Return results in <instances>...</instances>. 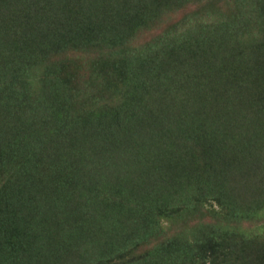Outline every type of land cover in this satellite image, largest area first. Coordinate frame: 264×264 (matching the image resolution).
I'll list each match as a JSON object with an SVG mask.
<instances>
[{
    "label": "trees",
    "instance_id": "16d2710c",
    "mask_svg": "<svg viewBox=\"0 0 264 264\" xmlns=\"http://www.w3.org/2000/svg\"><path fill=\"white\" fill-rule=\"evenodd\" d=\"M257 1L0 0V139L16 140L14 155L0 147V264H217L203 224L166 234L161 220H186L203 199L225 217L264 214ZM74 50L88 62L56 79L60 93L56 56ZM239 175L241 192L242 178L261 190L246 207L228 202ZM152 236L148 254L126 258Z\"/></svg>",
    "mask_w": 264,
    "mask_h": 264
},
{
    "label": "rangeland",
    "instance_id": "374dc122",
    "mask_svg": "<svg viewBox=\"0 0 264 264\" xmlns=\"http://www.w3.org/2000/svg\"><path fill=\"white\" fill-rule=\"evenodd\" d=\"M251 1L254 4L258 2L257 0H251ZM199 5L200 4L188 5L186 7H182L181 9L168 14L167 16L164 17L163 22L152 31V34L156 35L157 33L162 32V30L166 26L170 25L179 18H184L186 14L190 13V11L194 10ZM229 5H232V3ZM230 10L232 12L233 7H230ZM47 11L48 10L46 9L44 11H41V13L47 16L48 15ZM141 37H143V35H141ZM67 56L69 57L68 61H65L66 54L63 55V57L60 54L56 56V60L62 59V64L64 65V67L62 68L57 67L58 69L54 71V78H55L54 82L49 83L50 87H56L57 91H59L60 93L64 92V90L62 87L58 88L59 83L58 84L55 83L56 79L59 76L60 78L69 79L70 77H72V79H74V76L77 75L82 69H84V66L86 65L85 63L88 62V60H86L87 56L85 54H82L81 52L80 54L79 52L76 53L75 50L73 52H70ZM1 60L4 59L2 58ZM2 66H5V62L3 63ZM42 84L45 86L47 82L45 81L41 82L40 85ZM23 89L25 90L24 86L22 87V92L24 94ZM22 98H23L24 106H26L25 96H23ZM76 100H78V98ZM9 107L10 109L14 108L13 110H11L12 114H20V112H23L25 110L24 107L19 108L12 101L10 102ZM6 113H7L6 111L4 112L3 109L0 108L1 117H5ZM28 113L31 114V116L35 120L34 128L41 127L40 120L38 119L36 120L38 116L32 112H28ZM15 142L16 140L1 138L0 147L4 150V152H9L10 155H14V151H13L14 149L11 150V146L13 145L11 144H15ZM214 159H215L214 162L218 160L216 156ZM227 167H224V164L222 165V169L224 168L225 175L226 172H228ZM211 168L216 169V168H220V166L217 165L216 167H211ZM243 183H245V181L242 178L241 181L242 192L240 191V175L229 184L231 187H233L234 193L232 194L233 199L230 198L228 202L229 203L231 202L235 207L237 206L246 207L247 203L251 201H257L258 195L261 193V190L258 188L244 190L245 188L243 187L244 186ZM234 184L236 185L234 186ZM258 190L260 193L258 192ZM147 203H148L147 199L136 198L134 200L133 207L135 209L138 208L143 209V207ZM223 204L226 207V201H224ZM190 209L192 211L189 217L186 218V220L183 219L178 222H171L165 219L161 220L163 222L162 226L163 228H165L166 234L174 233L181 229H183L184 231L188 230L189 228L192 227V225L195 224H200V225L203 224L202 227L203 230L205 232L210 233L209 238L216 241L214 247L211 249H214V254H216L217 257V264H240L241 262H245L247 257L251 258V261L255 262L253 264H264V235L263 236L261 235V237H259V234L264 232V214L252 215L250 217H243L240 219L232 218L230 217V215H226L225 217L222 215L221 208L217 203L205 199H203L201 203L195 205ZM141 227L142 228L139 230V232L142 233L147 227L145 223L141 224ZM218 230L220 236L217 238ZM157 236L156 237L152 236L150 239L149 238L146 239L145 237L144 239L145 241L140 244L135 242V244L131 243L130 245H128L127 250L125 252L126 258L129 259L130 261L133 260V262H136V260H139L146 254H148L147 252L150 251L154 241L158 239ZM246 243H248V245H246ZM105 261L106 262L104 264L117 263L116 259L114 261H110V260H105Z\"/></svg>",
    "mask_w": 264,
    "mask_h": 264
}]
</instances>
